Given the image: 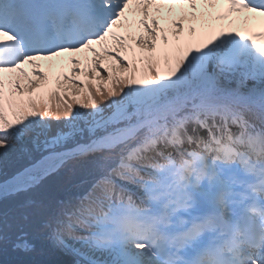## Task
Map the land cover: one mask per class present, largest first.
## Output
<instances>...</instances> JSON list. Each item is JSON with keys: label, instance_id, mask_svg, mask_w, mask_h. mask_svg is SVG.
<instances>
[{"label": "snow or ice", "instance_id": "6c2138e0", "mask_svg": "<svg viewBox=\"0 0 264 264\" xmlns=\"http://www.w3.org/2000/svg\"><path fill=\"white\" fill-rule=\"evenodd\" d=\"M0 204L15 264H264V0H0Z\"/></svg>", "mask_w": 264, "mask_h": 264}, {"label": "trees", "instance_id": "16d2710c", "mask_svg": "<svg viewBox=\"0 0 264 264\" xmlns=\"http://www.w3.org/2000/svg\"><path fill=\"white\" fill-rule=\"evenodd\" d=\"M69 180V184H68V187L69 189H71V180L72 178L69 177L68 178ZM5 211V208L2 204H0V214H2L3 212ZM3 250V258L4 260L7 262V264H15L16 261H19L21 259H31L33 257H25L23 256L22 254H18V253H15L13 251H11L10 249H0V252ZM39 250H40V254L34 258L36 259H41L43 261L46 262V264H68V257L60 254V253H56V254H51L45 250H43L42 246L39 247ZM15 254H18L19 256H14Z\"/></svg>", "mask_w": 264, "mask_h": 264}, {"label": "rangeland", "instance_id": "374dc122", "mask_svg": "<svg viewBox=\"0 0 264 264\" xmlns=\"http://www.w3.org/2000/svg\"><path fill=\"white\" fill-rule=\"evenodd\" d=\"M249 15V14H248ZM44 65L43 67L40 69V71H45L47 72L50 76L52 75V72L59 70L63 65L59 62V61H43ZM37 63H40L39 61ZM41 64V63H40ZM49 64H53L54 68L53 69H49ZM26 70L31 72L32 69L30 67L26 66ZM67 70V69H65Z\"/></svg>", "mask_w": 264, "mask_h": 264}, {"label": "bare ground", "instance_id": "6f19581e", "mask_svg": "<svg viewBox=\"0 0 264 264\" xmlns=\"http://www.w3.org/2000/svg\"><path fill=\"white\" fill-rule=\"evenodd\" d=\"M40 63H41L42 65H44V62H43V61H40Z\"/></svg>", "mask_w": 264, "mask_h": 264}]
</instances>
